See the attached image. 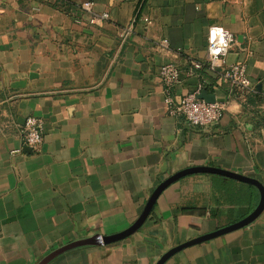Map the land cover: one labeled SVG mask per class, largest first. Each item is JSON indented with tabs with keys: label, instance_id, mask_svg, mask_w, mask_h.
Returning <instances> with one entry per match:
<instances>
[{
	"label": "crops",
	"instance_id": "crops-1",
	"mask_svg": "<svg viewBox=\"0 0 264 264\" xmlns=\"http://www.w3.org/2000/svg\"><path fill=\"white\" fill-rule=\"evenodd\" d=\"M84 1L0 0V264H37L68 242L123 233L154 189L186 168L217 167L264 186V0H92L94 13L109 14L100 24L89 22ZM216 26L236 36L227 63L247 65V104L230 96L223 68L191 66L205 60ZM165 62L181 68L176 101L195 90L232 98L220 120L200 126L169 114ZM29 115L44 131L39 148L26 151L20 127ZM260 197L251 183L188 174L129 235L48 264H157L169 249L244 218ZM164 264H264V210Z\"/></svg>",
	"mask_w": 264,
	"mask_h": 264
},
{
	"label": "built area",
	"instance_id": "built-area-1",
	"mask_svg": "<svg viewBox=\"0 0 264 264\" xmlns=\"http://www.w3.org/2000/svg\"><path fill=\"white\" fill-rule=\"evenodd\" d=\"M93 6L92 0H86L81 4V8L89 14L90 23L100 24L109 18L107 12L94 13ZM131 32L130 25L123 29L122 35L126 37ZM161 44L167 46L168 40L163 39ZM235 44L236 36L232 32L221 26L213 27L209 31L205 60H192L191 66L193 69L206 68L214 73L223 68L219 78L229 85L230 96H235L242 104H247L249 96L254 92L253 83L247 75V65L243 61L227 63V56ZM159 77L163 86L166 110L169 114L183 116L192 125L205 126L217 122L232 99L229 96L222 100L208 102L199 98L200 90H195L176 101L173 91L181 82V68L175 62L163 63L159 68ZM43 131L44 120L41 117L27 116L20 127L23 147L37 150L43 141Z\"/></svg>",
	"mask_w": 264,
	"mask_h": 264
},
{
	"label": "water",
	"instance_id": "water-1",
	"mask_svg": "<svg viewBox=\"0 0 264 264\" xmlns=\"http://www.w3.org/2000/svg\"><path fill=\"white\" fill-rule=\"evenodd\" d=\"M199 98L204 99L208 102H215L216 101L215 94H209L208 92H206V90H202V92L199 94ZM24 149L26 151H31V149L29 147H24ZM192 173L219 174V175L227 176V177H230V178H233L236 180L251 183V184L257 186V188L260 190V193H261L260 201H259L257 207L251 213H249L247 216H245L244 218H242L236 222L230 223L228 225L222 226V227H220V228H218L212 232L202 234L198 237H195L191 240H188L182 244H179V245L169 249L167 252H165L161 256V258L158 260L157 264H164L171 256H173L174 254H176L177 252L181 251L182 249H184L186 247H189L191 245H195V244L210 240L212 238L221 236V235H223L229 231H232V230H235V229H238V228H241V227L248 225L249 223L253 222L264 210V186L257 179L251 178L249 176H246V175H243L240 173H236V172H232L229 170L217 168V167L193 166V167L181 170V171L173 174L172 176L168 177L164 181H162L152 192L142 214L139 216L137 221L130 228H128L126 231H124L123 233H121L119 235L112 236V237H107V238L103 237L100 234H96V235L91 236V237L82 238V239H78V240L68 242L64 245H61V246L55 248L54 250H52L51 252H49L48 254L43 256V258H41V260H39V262L37 264H48L50 261H52L55 257L59 256L60 254L66 252L70 249L79 247V246L101 245V244H104L107 240H116V239L121 238L123 236L129 235L130 233L135 231L143 223V221L146 219V217L150 213V211H151L153 205L155 204L158 196L162 193V191L167 186H169L171 183L178 180L179 178H181L185 175H188V174H192Z\"/></svg>",
	"mask_w": 264,
	"mask_h": 264
}]
</instances>
